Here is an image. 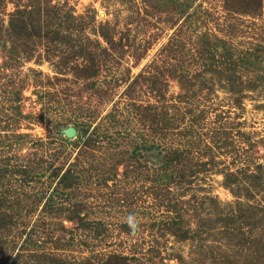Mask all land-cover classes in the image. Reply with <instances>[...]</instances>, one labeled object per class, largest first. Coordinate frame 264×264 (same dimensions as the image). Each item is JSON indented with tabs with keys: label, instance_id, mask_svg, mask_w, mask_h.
Wrapping results in <instances>:
<instances>
[{
	"label": "rangeland",
	"instance_id": "rangeland-1",
	"mask_svg": "<svg viewBox=\"0 0 264 264\" xmlns=\"http://www.w3.org/2000/svg\"><path fill=\"white\" fill-rule=\"evenodd\" d=\"M24 8L43 32L16 39ZM165 111L180 134L150 132ZM130 140L148 147L126 170ZM3 161L32 170L0 177V264H264V0H0Z\"/></svg>",
	"mask_w": 264,
	"mask_h": 264
},
{
	"label": "trees",
	"instance_id": "trees-1",
	"mask_svg": "<svg viewBox=\"0 0 264 264\" xmlns=\"http://www.w3.org/2000/svg\"><path fill=\"white\" fill-rule=\"evenodd\" d=\"M26 9L27 8H24V9L20 10V12L18 14H16L15 16H13V17L10 18V27H9V29L12 30L13 28H15L16 35L18 36V37L15 36L16 39L19 38L20 36H22V37H29L34 32L38 33L39 35H40L41 32H43L41 28H39L37 26H34L33 24H28V22L26 23L27 18H24V17H26L27 14L29 15V11H31L30 9L29 10H26ZM33 9H32L31 12H33ZM58 16H60V15L58 14L55 17H58ZM65 16H66V18L67 17H70L73 21L75 19L74 16H73V14H71V13H70V15H66L65 14ZM50 21H52V23L54 22L53 20H50ZM67 21H68V19H67ZM14 22H16V23H14ZM50 24H51L50 22L46 21V28L49 27L50 29L48 31H46V33L44 35L45 36H48L49 34H51V32H54L55 35H54L53 39L54 40H59V37H58L59 36L58 35V33H59L58 31L59 30H57L56 28H54L55 30L52 29L51 28L52 24L51 25ZM80 24H81V26L84 25L81 22H80ZM9 29L8 30L6 29V31L8 32ZM101 35L103 37H106V35L104 33H102ZM9 37H11V35ZM4 39H5V37H3V40H2L3 42L5 41ZM81 49L82 48H78V50H81ZM92 60L93 61H96V58L94 59V57H92ZM175 69L173 71H175ZM83 71L86 73L85 74L86 77H92V76H94L96 74V68L95 67L91 68V70H90L89 67H86V69H83ZM156 79L157 78H154V84H155V80ZM183 79L185 81L186 87H190L193 84L190 79H194V77L187 79V76L186 77L184 76V78H182V80ZM180 81H181V78H180ZM131 85H132V83L129 84L130 87H131ZM132 105H134V108L133 109H135V110H138L139 108L141 109V107L139 106V104H136V102H134V101L132 102ZM167 107L168 106H166V108ZM171 107H174V106L171 104ZM166 108H165V110H167ZM167 111H165L166 114H164V115H162V114H151L149 116L148 121H149L150 130H151L150 132L151 133H153V134H159L160 136H163V135L166 136L165 134H168V132L172 133V135L180 134V133H177V132L175 133V132L170 131L171 128H174V123H172L171 120L173 119L175 122H177L180 119V117H178L177 113H175V115L173 116V114H171V113H169ZM11 117H7V119L9 118V119H12L11 121H16V118L15 117L14 118L13 117L11 118ZM169 117H171V118H169ZM111 118L114 119L115 116L113 115ZM181 118L184 119L183 116H181ZM9 121L6 123L7 125H9V123H10ZM115 121H116V119H115ZM187 131L189 132V130H187ZM95 132L96 131H94L93 134H95ZM24 136H26V134L23 135L22 133H16V134H12L10 137L7 136L6 138L8 140H10L11 138L12 139L13 138H23ZM105 137H106V139H108V143H109L108 146H111V145L113 146V145H115V144L118 143L117 140H116V138L113 136L112 133L111 134H108V135H105ZM144 138H145V141H147L146 140V137H144ZM129 143L131 145V148H129V149L127 148V150L125 149V151L122 152L123 154H122L121 158H118L116 156V154L113 153V158L115 157L114 158V161L117 164H119L121 162V160H123V161L125 160V162L127 163L126 170L128 168L133 169V167H134L133 164L134 163H137L136 155H139L141 153V152H139L140 149L146 148V146L148 147V144H146V143H143V144H139L138 145L137 142H134L133 143L131 140L129 141ZM188 143H189L188 146L190 147L189 150L188 149L187 150H183V149H181L179 147H171V149L169 150V152H168L169 153V155H168V162L166 161V163L169 164V168L168 169H171L172 168V170H170V172H169L170 176L176 175V172L175 171L178 169V168H176V166L181 161H183L184 158H186V157H184V155L188 151H191L192 152L193 148H195L196 147V144H198V142L195 139L188 140ZM83 145H86V146L92 148L90 150V154L91 155L94 154V150L93 149L104 147V146H101L100 143H98L97 137H95V135L90 136V137H88V136L84 137L82 135V142H81L80 148H82ZM6 146H9V143ZM85 153H86V150H84L83 153L81 151L80 154H79V156L76 157L75 161L72 164H69L68 165V167H67V169H65V171H62L63 166H55L49 172V175L50 176L58 179L57 180V183H58V186L59 187H61V188L62 187L63 188H71V187L74 186V184H76V185L79 184L78 181L82 177V173H81V170H80L81 169V166H80L81 164L79 163V158H81V155L82 154H85ZM9 158H10V155H5V159L4 160H7L8 161ZM0 164H1V166H0V177L1 176L4 177L5 174H7V172H11V173L12 172L13 173L18 172L19 173L20 170L24 174L23 177L25 178L24 179L25 181L27 179L29 180L30 177H31L30 175H28L29 171L32 170L31 169V166H28V165H25V166H22V165L21 166L13 165V166L9 167L10 164H8V162L5 163L4 161L2 163H0ZM75 167H77V169ZM32 168H35V167H32ZM134 169H136V167H134ZM182 173L183 172H181V171H179V172L177 171V175L178 176H181ZM231 175H232V173H231ZM1 196L2 195H0V202L5 203L6 197L1 198ZM52 200H54V199L51 198L50 201H52ZM114 257H115V259L118 257V261L119 262H120V259L123 260L125 258V257L120 258L117 255H114ZM115 262H117V261H115ZM57 263H59V262H57Z\"/></svg>",
	"mask_w": 264,
	"mask_h": 264
},
{
	"label": "water",
	"instance_id": "water-1",
	"mask_svg": "<svg viewBox=\"0 0 264 264\" xmlns=\"http://www.w3.org/2000/svg\"><path fill=\"white\" fill-rule=\"evenodd\" d=\"M65 133L67 136H72L75 134V129L73 127H68L66 130H65Z\"/></svg>",
	"mask_w": 264,
	"mask_h": 264
},
{
	"label": "clouds",
	"instance_id": "clouds-1",
	"mask_svg": "<svg viewBox=\"0 0 264 264\" xmlns=\"http://www.w3.org/2000/svg\"><path fill=\"white\" fill-rule=\"evenodd\" d=\"M130 223H132V220H131V218H130V221H129ZM135 225L133 224V227H134Z\"/></svg>",
	"mask_w": 264,
	"mask_h": 264
}]
</instances>
